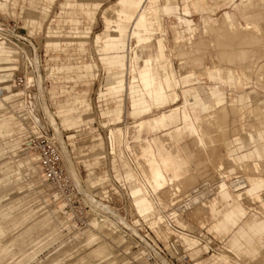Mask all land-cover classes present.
Returning <instances> with one entry per match:
<instances>
[{
  "label": "rangeland",
  "instance_id": "rangeland-1",
  "mask_svg": "<svg viewBox=\"0 0 264 264\" xmlns=\"http://www.w3.org/2000/svg\"><path fill=\"white\" fill-rule=\"evenodd\" d=\"M15 1L16 4L7 3L3 9L0 8V20L15 23L22 33L29 36L39 50L38 64L41 69V79L43 84L48 85L49 88L44 91V99L49 112L55 117L57 126L62 130L66 145L65 150L63 149V163L66 172L74 182V186L71 188L73 198L76 204H82L85 210L88 209L85 207V203L89 194L100 197L108 190L114 198L115 205L122 212L132 213L134 217L139 218L133 205L134 198L130 193L135 186L141 185L140 181L128 182L123 180V177H117L114 160L122 157L127 161L129 153L124 143L123 145L116 143L115 153H112L109 135L111 129L118 127L117 131L122 137L124 135L123 128L127 127L126 145H129L132 151H137L140 142L136 138L134 125L135 121L141 117H152L171 108L172 110L176 109L172 111L176 115H184L189 118L185 126H189L192 130L191 119L196 115V134H200L199 126L203 129L201 132L204 141L201 140L199 145L196 136L189 133H186L183 140L177 145L179 151L188 156L189 171L184 178L175 181L176 184L173 182L165 185L156 195L167 206L171 196L176 193L183 194L195 186H200L206 200L213 198L216 195V182L219 179L223 178L229 183L241 173L231 165L230 160L228 161L226 157V161L221 166L215 165L220 156L227 155L223 154V151L233 148L241 151L243 147L245 150H249L251 146L250 151L252 149L254 151L256 146L264 144L262 140H259L258 143V140L253 137V134L257 132L264 133L263 112L261 114L256 112V114L255 111H252L256 106L264 108V83L256 79L255 71L249 76L241 74L240 77L234 76L230 69L227 74L217 72L209 75L199 74L197 66L201 53L196 49V35L190 40V43H187L186 40L183 42L182 38L175 43L173 36L175 31L180 32L181 36L187 34L186 23L202 25V21L210 17L214 25L218 26V32L217 30L212 32L213 36H217L214 37L216 44L211 47L212 50L216 51L220 47L217 51L223 48H230L229 51H232L227 53V49L226 55L222 51L220 54L214 52V60L227 64L239 63L241 58L237 50L241 47L245 48L248 44L244 37L246 34L242 31L244 36L240 35L245 39L241 40L240 37L235 36L233 39L229 37L231 43L229 41L224 42L226 44L219 43L220 37H224L221 36L223 31L221 27L225 26L224 21L220 20L221 15L227 13L234 16L235 23L245 25L246 19L249 18V10L250 16L254 10H256L254 15L262 9L260 13H264V8L259 9L261 5L258 0L255 2H251V0H221L222 4L217 7L212 6L210 0L207 2L204 0H172V3L169 2L167 7L164 6L163 0H153L154 2L150 4L159 9V26H161L155 25L156 29L154 30L161 32L162 35L153 31L150 41L147 43L149 47L145 46L146 44L135 47V38L126 37V33H129L130 23L122 22L117 15L108 11L118 5H121V9L124 10V6L128 4L123 1L111 7L109 6L117 0H53L50 3L46 0H34L31 3L29 0ZM66 1H70L72 4L66 6ZM197 2L200 5H197ZM261 2L264 3V0ZM83 3L85 5H81ZM187 4L191 5V8L189 14L185 15L183 9ZM43 5H49L47 13L41 10ZM30 18H32L31 22ZM69 18L73 20L71 21ZM89 18H93V20ZM75 19L78 21L75 22ZM104 24H106V28H104L110 31H114L118 27L125 29L123 38L126 39L127 45L133 49L129 53L130 55L136 53L131 61L128 62L126 58L123 60L122 67L127 68L129 63L130 73L127 82L129 83L132 79L134 82L132 86L138 88V85H135L142 84L146 91H137L135 94H127L126 91H122V94L117 97L120 101L118 102L117 98H114L113 105L100 113L99 104L105 106V103L110 99L98 101V92H107L106 87L109 83H113L119 77H127L123 69L118 66L107 75L98 59V50L93 37L96 32L103 29ZM190 31L198 33L195 27H191ZM158 38H162L166 45V57L161 59L160 72L162 75L173 73L170 76L173 84L172 89L179 95L176 102L169 97L167 99L169 103L164 105L151 102L148 97L155 99L154 94L153 92L149 93L145 83L141 81V72H144L141 69L147 65V55H154L156 52ZM237 39L240 40L235 43ZM222 40L224 41V39ZM47 41H56L59 44L56 47H46ZM80 42H83L82 47H80ZM263 49L264 46L259 52H264ZM125 51L126 42L122 44L123 55ZM13 52V47L0 42V264H31L35 259L38 260V264H126L124 257L126 245L123 238L118 233L109 230L105 224L93 225L90 220L79 218L73 212L71 215L67 208L63 209L61 199L65 192L56 195L55 189L44 181L37 168L36 160L31 165L30 160L25 162L22 159L26 154L31 157L34 154L24 147L23 132L16 133L15 129L19 125L21 126V123L9 107L13 105L11 103L13 88L10 79L11 70L15 65ZM12 55L13 57H11ZM235 57L240 59H235ZM91 60H94L96 66L86 73V70L81 66ZM112 63L111 59H106L107 65ZM149 69L151 84L158 86L156 72L152 70L151 65H149ZM176 77L181 79L179 85L176 84ZM121 82L123 83L125 80ZM71 85L76 90H88L91 110L87 111L86 107L80 109L79 106L86 105L88 96L83 92L68 88ZM191 89L196 94L188 96ZM167 91L169 93V90ZM218 95H221L222 98L218 99V103H214V108L211 111L201 110L202 105L213 101ZM186 96L188 103L189 99L196 100V111L188 107L185 110L180 108L181 105H184ZM140 98H145L150 105V110L140 116H134V110L138 109ZM134 103L137 104L134 106ZM74 104L79 109H71ZM212 110L216 111L215 120L211 124H200L199 119L207 116ZM80 120H88L85 125H89V128L81 129L77 133L75 129L61 128L60 123L65 125L66 121H72L76 127ZM239 126H243V128L239 129ZM157 135H162V133L155 134L147 128L141 131L142 138L150 139ZM65 136H68L69 139L73 138V140L70 142ZM93 138L102 139L103 145L90 147ZM228 145H231L232 148H226ZM233 156L236 158L238 154H233ZM262 164L264 169V161ZM27 165L31 166L28 168ZM248 167L252 170L257 168L254 164ZM222 168L224 169L220 170L221 172L228 170L239 173L221 174L220 171H216V169ZM119 171L123 174L121 169ZM192 176L194 177L192 178ZM207 181L208 184H205ZM262 199L264 200V192ZM244 205L250 209L259 210V202L249 200L247 197L244 198ZM197 207L199 206L186 211L181 220L187 226L188 231L199 237L200 240L196 237L189 241L193 247L195 246L193 251L197 249L199 251L196 252V256L190 255L191 250L186 251L184 254L187 256L184 259L181 257L180 250L178 254L170 252L171 255L175 254L178 258V264H192L205 257L210 258L216 251H220L225 243L224 238L211 229V222L205 212H199L200 209L197 212ZM141 218L149 220V222L152 219L151 214ZM83 230L86 231L82 234L77 233ZM169 232L168 237L160 240L154 231L157 238L165 245L174 234L171 230ZM181 243L185 245L183 242ZM200 247L206 251L202 252ZM257 260L249 264H261V260H258L259 263Z\"/></svg>",
  "mask_w": 264,
  "mask_h": 264
},
{
  "label": "crops",
  "instance_id": "crops-1",
  "mask_svg": "<svg viewBox=\"0 0 264 264\" xmlns=\"http://www.w3.org/2000/svg\"><path fill=\"white\" fill-rule=\"evenodd\" d=\"M34 2V0H29ZM49 3L53 0H46ZM123 1L127 6H124V10L137 9L139 5L145 0H117L114 4L110 5L114 6L118 2ZM7 3L16 4L15 0H0V8L3 9ZM172 3V2H170ZM72 4L70 1H66L65 5L68 6ZM164 4V3H163ZM169 3L164 4L167 7ZM81 5H85L84 3ZM197 5H200L197 2ZM49 5L41 6V10H44L46 13L48 11ZM108 7V8H109ZM191 5L187 4L185 9H183V14H189V9ZM109 11V10H108ZM110 12V11H109ZM179 17L178 15H175ZM93 20V18H89ZM124 23H130V28L132 25L133 14L129 12H124L123 17L120 18ZM30 22L32 18L29 19ZM69 20H73L69 18ZM75 22L78 20L75 19ZM104 21V20H103ZM185 21V19H183ZM105 23V22H104ZM197 24H188L186 23V32L189 37H192L195 32L190 31L191 27H195ZM106 28V24H104L103 29L99 32H96L93 37V41L98 50V59L102 64L103 68L106 70L107 75H109L117 66L123 69L125 76H127V69L129 67V63L127 68L122 67L124 63V58L129 62V54H128V45L126 39L123 38L125 34V29L123 27H118L114 31H110ZM49 28V27H48ZM130 30V29H129ZM126 37H128V33H126ZM126 42V51L123 55L122 52V44ZM58 42L56 41H47L46 47H56L58 46ZM83 46V42H80V47ZM106 59H111L113 61L112 64L107 65ZM96 66L94 60L86 62L82 64L81 68L86 70V73L92 70L93 67ZM216 72V71H214ZM213 72H210L211 74ZM218 73V72H217ZM120 74V73H119ZM208 74V75H209ZM220 74V73H219ZM241 75V74H240ZM237 76V77H240ZM181 82V79L178 78ZM125 80V82H121ZM142 81V80H141ZM183 81V79H182ZM143 82V81H142ZM262 82V81H261ZM134 82L132 79L127 82L126 78L119 77L117 80L113 81V83H109L107 85V92H98V101L108 100L103 104H99L100 113L106 111L109 106L113 105L114 98L119 97L122 94V91H126L127 94H135L137 91H146L142 84L138 85V88L132 86ZM144 83V82H143ZM264 83V82H263ZM145 87H147L145 85ZM68 88H72V90L83 92L86 96H88V90L82 89L76 90L72 85ZM112 90V91H111ZM177 93V92H176ZM196 92L191 89L188 96L195 95ZM178 95V94H177ZM179 96V95H178ZM152 103L158 105H164L169 103L164 97H157L152 99L148 97ZM183 98V95H182ZM222 98V96H215V99L210 102H206L201 106L202 111H211L214 108V103H218V99ZM178 100V99H177ZM187 101V105L180 106L182 109L192 108L193 111H196V100L189 99L187 96L185 99ZM116 101H120L117 98ZM139 107L134 110V116H140L143 113H146L150 110V105L147 103L145 98L139 99ZM110 103V105H108ZM137 103H134V106ZM73 107V108H72ZM80 109L85 108L86 110H91V101L88 96L86 99L85 106H79ZM204 107H208L207 110H203ZM77 108V105L74 104L71 106V109ZM179 108V109H180ZM177 109V110H179ZM176 110V109H175ZM171 108L162 113H158L152 117H141L137 119L135 122V132L137 134L136 138L139 140L138 151H132L129 145H126V135L128 134L127 127H122L124 130V135L121 137L117 128L110 130L109 141L111 144V152L115 153V144L119 143L121 145H125L128 150L129 155H127V161L119 157L114 160L115 169L117 173V177H123L128 182H136L140 181V186H135L131 190V196L134 198L133 205L135 210L139 216H145L151 214L150 226L155 231L156 235L160 240L168 237L171 232H174L171 227H169L164 220L169 221V217L171 216L168 212V217L164 214L163 208L165 211L168 210V206L160 200V204L156 207L155 198L153 200L152 191L148 190L149 186H153L152 182L155 183L154 192L157 195L160 190L167 184H172L176 180H180L186 176V173L189 170L187 166L188 156L183 155L178 148V144L183 140V137L186 133L191 135H195L196 139H198L197 144L199 145L201 140H203L202 132L203 129L199 126V133L196 134V115L192 116V124L193 130L189 126H185V123L189 121V118H186L184 115L179 116L176 115ZM216 111L212 110V112L208 113L207 116L199 119L200 124H211L215 120ZM53 115V114H52ZM101 115V114H100ZM54 118V117H53ZM55 119V118H54ZM210 121H209V120ZM240 119V118H239ZM56 121V120H55ZM88 121V120H87ZM86 120H80V123L74 127L73 122L66 121L64 123H60L62 129H75L76 133L80 132L81 129H88L89 125H85L87 123ZM91 121V120H90ZM198 122V124H199ZM91 123V122H90ZM67 125V126H66ZM85 125V127H84ZM82 127V128H79ZM240 129L243 126H239ZM147 128L152 133H162V135H157L155 137L142 138L141 131ZM94 130V128H93ZM96 134V132H94ZM99 134V133H98ZM264 133L257 132L253 134V137L258 140H262L264 142ZM68 138V136H67ZM69 139V138H68ZM73 138H70L71 142ZM204 141V140H203ZM242 144V143H240ZM103 140L98 138L91 139L90 147L102 146ZM232 148L231 145H228L226 148ZM252 148V146H251ZM250 148V149H251ZM142 149V150H141ZM172 149V150H171ZM176 149V152H172ZM245 150L244 147L241 151L233 148L232 150L227 151V155L231 163H236V165L243 166H251L254 164L257 168L254 170H250V172H246L245 170H238L239 175L236 176L237 180L239 178L243 179V183L237 182V188L231 192L230 190H226L225 179H219L217 185L216 195L209 199L208 202H200L196 203L191 209L196 207L197 205L200 208V212H205L207 218H209L211 222V229L214 230L220 237L224 238V245L220 251H216L210 258L205 257L200 259L192 264H249L257 259H260L264 255V200L262 199V194L264 192V169H263V161H264V144L260 146H256L255 150L250 151ZM224 152V151H223ZM233 154H238L235 158ZM138 157V158H137ZM140 160V161H139ZM120 162V164H119ZM227 168V167H226ZM121 169L123 174L119 171ZM216 169V171L223 170ZM149 172V173H148ZM237 172H230L228 170H224L223 172H219L221 174L229 173L235 174ZM243 172V173H242ZM148 173V174H147ZM247 175V176H246ZM148 176H150L148 178ZM151 178V179H150ZM150 179V180H149ZM208 184V181L205 182ZM200 187V186H199ZM247 197L249 200H253L259 202V210L250 209L244 205V198ZM164 204V206H162ZM189 211V210H188ZM171 214H176L175 211L171 212ZM184 214V213H183ZM183 214H178L177 216H172L171 221L180 227L181 229H187L184 222L181 220ZM153 216V217H152ZM196 228V226H194ZM187 232L181 231L174 234L180 238L186 247L191 250L190 255L196 256V252L199 251L194 250L189 241H192L193 238L186 234ZM169 242V240H168ZM167 242V243H168ZM167 246V245H166ZM201 251L204 249L200 247ZM206 251V250H205ZM204 250L202 252H205ZM200 252V253H202ZM209 258V259H208ZM245 259V260H244ZM244 260V261H243Z\"/></svg>",
  "mask_w": 264,
  "mask_h": 264
},
{
  "label": "built area",
  "instance_id": "built-area-1",
  "mask_svg": "<svg viewBox=\"0 0 264 264\" xmlns=\"http://www.w3.org/2000/svg\"><path fill=\"white\" fill-rule=\"evenodd\" d=\"M0 42L14 49L15 65L10 76L13 88L11 103L14 106L9 107L22 125L23 145L37 153L42 177L55 189L56 195L65 192L61 199L63 209L67 208L71 215L73 212L86 221L95 220L97 223L105 224L109 230L118 233L126 245L124 250L126 264H178L175 254H178L179 250L182 259L186 258L187 255L184 253L189 249L175 234L170 237L167 247L157 238L149 220L122 212L106 189V193L100 197L88 195L85 203L87 210L82 204H76L71 192L74 182L63 163L62 130L58 134L48 117L49 108L44 99V91L49 88L41 79L39 50L29 36L22 33L15 23L9 21L0 20ZM187 199L188 197L180 195L174 196L172 207L177 208ZM169 226L175 231L193 234L179 228L173 221H169ZM170 252L175 254L171 255Z\"/></svg>",
  "mask_w": 264,
  "mask_h": 264
},
{
  "label": "bare ground",
  "instance_id": "bare-ground-1",
  "mask_svg": "<svg viewBox=\"0 0 264 264\" xmlns=\"http://www.w3.org/2000/svg\"><path fill=\"white\" fill-rule=\"evenodd\" d=\"M205 2H207V1H209V0H204ZM211 1V4H212V6H220L221 4H222V1L221 0H210ZM257 1V0H256ZM259 1V4L261 5V6H259V9H262V8H264V3L263 2H261V1H263V0H258ZM152 2H154L153 0H145L144 2H142L141 3V5H139V7L137 8V9H130V10H122L121 9V5H118V6H116L115 8H113V9H110L109 11L112 13V14H115V15H117V17L118 18H122L123 17V13L124 12H129V13H131V14H133V20H132V25H131V28H130V30H129V33H128V37L130 38V39H132V38H135V42H136V44H135V47L136 46H139V45H141V44H146L145 46H148L147 45V43L150 41V38H151V34H152V32L153 31H155L154 29H156V28H154V26L155 25H157V26H159L160 25V22H159V14H158V12H159V9L158 8H156V7H154L153 5H151L152 4ZM169 2H172V0H163V3L164 4H167V3H169ZM251 2H255V0H251ZM261 2V3H260ZM151 3V4H150ZM250 3V2H249ZM256 4V3H255ZM255 4H253V5H255ZM258 4V3H257ZM256 4V5H257ZM258 4V5H259ZM248 5V4H247ZM249 5H251V4H249ZM256 5H255V7H256ZM252 6H250V8H251ZM258 7V6H257ZM253 8V7H252ZM246 9H247V7H246ZM248 9H249V7H248ZM254 9V8H253ZM252 9V10H253ZM257 9V8H256ZM245 10V9H244ZM263 10V9H262ZM261 10V11H262ZM255 12H256V10H254ZM254 11H253V13L251 12V16L252 15H254ZM260 11V10H259ZM260 11V12H261ZM258 12V11H257ZM256 13L253 17H251L250 16V10H249V18H245L246 19V21H245V25H242V24H240V23H235V20H233V17L232 16H230V15H228L227 13H225V14H222L221 15V19L220 20H223L224 22V24H225V28L224 27H221V28H223L222 30L224 31H222L221 29H219L220 31H222V34H221V36H224V37H220V41H219V43H224V42H228L229 41V43H231L230 42V38H232L233 39V37H237V38H239L240 37V35L243 33L242 31H244L245 32V38H246V41H247V43L248 44H246V47L245 48H243V47H241V48H239L238 50H237V53L240 55V58H241V60H240V62L239 63H236V62H233V58L232 59H230V60H232V62H233V64H227V63H225V62H221V61H215L214 60V52H219V54H220V52L222 51V52H227L226 50L228 49V52L227 53H230V52H232V51H229V49L230 48H227V49H220V51H217L220 47H219V45H218V49L215 51V49H214V51L212 50V48L211 47H214V44H216V43H214V40L216 39V38H214V37H217V36H213L212 35V32H214V31H216L217 30V32H218V26L216 27L215 25H214V23H213V20L210 18V17H207V19H204L203 21H202V25H196L195 26V28H197V30H198V33H194V35H196V37H197V39H196V49L198 50V52H200L201 53V58H200V60L199 59H197V60H199L198 61V66L197 67H199V69H198V72H199V74H206V75H208L210 72H214V71H216V72H218V73H220V74H222V73H224V74H227L228 73V70L230 69L231 71H232V73H233V75L234 76H239L240 74H245V75H250L252 72H254L255 71V77H256V79L258 80V81H262V82H264V61H263V59H264V52H259V50H261L262 49V47L264 46V35H263V32H264V13L262 12V14L261 13ZM110 13V14H111ZM242 13H244V12H242ZM244 16L246 15V14H243ZM242 15V16H243ZM204 18H206V17H204ZM217 21H218V19H217ZM223 24V25H224ZM159 27H161V26H159ZM158 27V28H159ZM220 28V27H219ZM162 29V28H161ZM164 30V29H163ZM157 31V30H156ZM155 31V32H156ZM186 31V30H185ZM157 32H159V31H157ZM164 32V31H163ZM242 32V33H241ZM159 33H161V32H159ZM216 33V32H215ZM233 33V34H232ZM236 34V35H235ZM161 35H162V33H161ZM173 35V34H172ZM194 35L192 36V37H189L188 36V34H184V35H182L181 36V34H180V32H178V31H175V33H174V37H175V43H177L178 42V40L180 39V38H182V40H183V42L186 40L187 41V43H190V40L194 37ZM164 37V36H163ZM230 37V38H229ZM244 37H242V38H244ZM241 38V37H240ZM242 38H241V40H242ZM244 38V39H245ZM219 39V38H218ZM218 39L216 40V42L218 41ZM221 39H224V41L222 40L221 41ZM236 39V38H235ZM243 39V40H244ZM153 40V39H152ZM240 40V39H239ZM239 40L237 39L236 40V42L235 43H237V42H239ZM164 40L162 39V38H158L157 40H156V42H157V44H156V52L154 53V55L152 54H149V55H147V65L145 66V67H143L142 69H141V71H144L143 73L141 72V80L145 83V85L147 86L146 88H147V90H148V92L149 93H151V92H153V94H154V98H157V97H164V98H166V99H168L169 97H170V99H172V100H174L175 102L177 101V99H178V95H177V93H176V91L174 90V89H172L173 87H172V83H171V80H170V76L173 74H171V73H165V75H162L161 74V72H160V67H161V64H160V62H161V59L163 58V57H166V45H165V43L163 42ZM193 41V40H192ZM195 42V41H194ZM242 42H244V41H242ZM193 43V42H192ZM246 43V42H245ZM224 44H226V43H224ZM228 44V43H227ZM130 45V44H129ZM176 45V44H175ZM191 45V44H190ZM223 45V44H222ZM239 45V44H238ZM177 46V45H176ZM187 46V45H186ZM224 46V45H223ZM230 46V45H229ZM232 46V45H231ZM262 46V47H261ZM149 47V46H148ZM192 47V46H191ZM226 47V46H225ZM261 47V48H260ZM183 48V47H182ZM216 48V47H215ZM237 49V48H236ZM131 50H133L132 49V47H130V46H128V54H129V60L131 61V59L133 58V55H136V53H134L133 55L131 54L130 55V51ZM135 50V49H134ZM264 50V49H263ZM186 52V51H185ZM184 52V53H185ZM221 52V53H222ZM189 53V52H188ZM238 54H237V57H238ZM225 55H226V53H225ZM235 55H236V53H235ZM9 56H10V54H9ZM168 56V55H167ZM221 56H223L224 57V55H221ZM220 56V57H221ZM11 57H13V55L11 56ZM219 57V58H220ZM233 57H234V55H233ZM237 57H235V59H240V58H237ZM217 59V58H216ZM186 60V59H185ZM222 60V59H221ZM238 61V60H237ZM206 62H208V63H206ZM226 62H229V61H227L226 60ZM229 63H231V61L229 62ZM208 64H209V66H208ZM149 65H151L152 66V70H154V72H156V74H157V79H158V86L157 85H152L151 84V82H150V80H151V77H150V74H149ZM189 65V64H188ZM182 66H183V64H182ZM197 71V70H196ZM173 72V71H172ZM129 73H130V69H129V67H128V69H127V78H128V75H129ZM175 73V72H174ZM174 76V75H173ZM172 76V77H173ZM174 79V77L172 78V80ZM176 79V84H180V80L176 77L175 78ZM250 79V78H249ZM174 83V82H173ZM174 86H175V84H174ZM166 90H169V93H168V91L166 92ZM169 102V101H168ZM173 102V101H172ZM184 105H187V101L186 100H184ZM183 105V106H184ZM10 106H14V105H10ZM208 109V107H204L203 108V110H207ZM235 111V110H234ZM253 112L255 111V113L257 112V113H259V114H261L262 112V114H264V108H262V107H259V106H256L253 110H252ZM254 113V114H255ZM256 113V114H257ZM255 114V115H256ZM236 115V114H235ZM48 117H49V121H50V123L52 124V126H53V128L57 131V133L59 134L60 132H61V130L59 129V127L57 126V123H56V121H55V119L53 118V115H52V113H50L49 111H48ZM209 120V119H208ZM210 121V120H209ZM239 129H240V127H239ZM16 133H20V132H23V130H22V125L20 126L19 125V127H17L16 129ZM65 144L64 143H62V147H63V149L65 150V146H64ZM27 150L29 151V152H31V153H33L34 155L31 157V155H28V154H26L25 155V157H23L22 159L26 162V161H28V160H30L31 161V165H32V163H33V161H35L36 162V165H37V168L39 169V171H40V173H41V170H40V167H39V164H38V156H37V153H35V152H33V151H31L29 148H27ZM142 150V149H141ZM138 151V150H137ZM136 151V152H137ZM173 152L175 153L176 152V149H174L173 150ZM224 153H226L227 154V150H224V152H223V154ZM225 154V155H226ZM225 157L227 158V160L229 161V157H228V155H226V156H220L219 158H218V160H216V162H215V165L216 166H221L222 164H223V162L224 161H226L225 160ZM138 158V157H137ZM140 161V160H139ZM215 161V160H214ZM230 163H231V161H229ZM30 163V162H29ZM30 165V166H31ZM231 165L234 167L235 166V168H237L238 170H240L241 168V170H245L246 172H248L249 171V167L248 166H243V165H236V164H232L231 163ZM29 165H27V167L29 168L30 167ZM230 166V165H229ZM229 166H228V168H229ZM232 167V168H233ZM240 168V169H239ZM230 169H231V167H230ZM232 170V169H231ZM251 170V169H250ZM189 171V170H188ZM233 171V170H232ZM250 172V171H249ZM149 173V172H148ZM147 173V174H148ZM42 174V173H41ZM197 174V173H196ZM150 176H148V178H149ZM189 177V176H188ZM187 177V178H188ZM194 176H192V178H193ZM151 179V178H150ZM149 179V180H150ZM185 180H187L186 178H185ZM189 180V179H188ZM193 180V179H192ZM176 181H178V180H176ZM182 181V180H181ZM181 181H180V183H181ZM184 182V181H183ZM190 182V181H189ZM237 182H240L241 184L244 182L243 181V179H241V178H239L238 180L237 179H235V180H232L231 182H229V183H227L226 181H225V184H226V190H230V191H232L233 192V190H235L238 186L236 185L237 184ZM175 184H176V182H175ZM183 184V183H182ZM189 184V183H188ZM47 185H49L48 183H47ZM152 187L151 186H149V189L148 190H150V191H152V193H153V195L152 196H154L153 197V200H154V198H155V201H156V207H158V205L160 204V200H159V198L156 196V194H155V192H154V189H155V183L154 182H152ZM178 185V184H177ZM184 185H186V184H184ZM190 185H192V184H190ZM205 185V184H204ZM217 185H218V182H216V187H217ZM50 186V185H49ZM174 186V185H173ZM176 186V185H175ZM183 186V185H182ZM181 187V186H180ZM179 187V188H180ZM190 187V186H189ZM208 188V187H207ZM218 188V187H217ZM233 189V190H232ZM208 190V189H207ZM173 191V190H172ZM185 191V190H184ZM202 191V189H200V187L199 186H195L194 188H192L191 190L189 189V191H186L185 193H183V194H179V193H176L175 195H173V196H171V198H169V201H168V210L167 211H165L164 210V208H163V212H164V214L163 213H161L162 215H165V216H167L168 217V212L170 213V217H169V221H171V219L174 217V216H177L178 214H183V213H185L186 211H188V210H191V208L196 204V203H200V202H208V200H206V196L204 195V194H202L203 193V191ZM168 192H169V190H168ZM216 193H218L217 191H216ZM178 195H180V196H183V197H188V199L187 200H185L184 201V203L182 204V205H178L177 206V208L176 207H172V200H173V197L174 196H178ZM131 197V196H130ZM158 204V205H157ZM103 206V205H102ZM195 208V207H194ZM131 209V208H130ZM197 209V212H198V210L200 209L199 207H197L196 208ZM195 209V210H196ZM173 211H175L176 212V214H171V212H173ZM199 212H200V210H199ZM173 216V217H172ZM139 217H142V216H139ZM165 221V223L169 226V221L168 220H164ZM91 223H93V225L94 224H98L95 220H92V222ZM170 227V226H169ZM152 228V227H151ZM180 228V227H179ZM87 230V229H86ZM86 230H83V231H79V232H77L78 234H82L84 231H86ZM173 230V229H172ZM183 230H187V229H183ZM175 233H177L178 231H175V230H173ZM188 236H190V237H192V238H198L199 239V237L198 236H195V235H193V234H190L189 232H187L186 233ZM180 239V238H179ZM181 240V239H180ZM200 240V239H199ZM181 242H183L182 240H181ZM206 243H208V241H205ZM184 243V242H183ZM167 247H169V242L167 243ZM126 249V248H125ZM125 257V256H124ZM125 260H126V257H125ZM245 260V259H244ZM243 260V261H244ZM259 261L261 260V264H264V255L260 258V259H258ZM257 260V261H258ZM257 261H256V263H257ZM259 261H258V263H259ZM32 263H34V264H38V260L37 259H35ZM31 263V264H32ZM239 264H241V263H239ZM246 264V263H245Z\"/></svg>",
  "mask_w": 264,
  "mask_h": 264
}]
</instances>
